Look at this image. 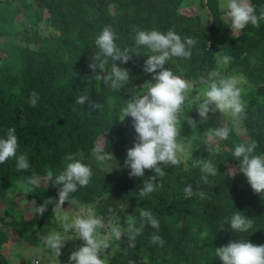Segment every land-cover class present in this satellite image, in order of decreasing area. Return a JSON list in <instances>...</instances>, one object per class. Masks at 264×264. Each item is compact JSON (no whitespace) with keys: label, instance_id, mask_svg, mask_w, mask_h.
Listing matches in <instances>:
<instances>
[{"label":"trees","instance_id":"trees-1","mask_svg":"<svg viewBox=\"0 0 264 264\" xmlns=\"http://www.w3.org/2000/svg\"><path fill=\"white\" fill-rule=\"evenodd\" d=\"M250 3L257 15L264 9V0ZM184 4L185 0H0V138H6L8 128H15L18 153L27 155L31 165L27 171H18L13 158L0 164V203L4 204L0 222L20 239L36 245L53 227L54 205L49 204L41 216L33 212L31 201L39 206L52 198L49 187H62L51 183L34 187L28 178L44 179L48 171L55 177L68 163L65 157L72 154L93 172L88 186L71 194L78 204H91L106 223L126 208V214L116 221L122 228L129 220L139 226L141 208L150 210L160 223L159 231L146 225L135 248L128 247L126 236L117 241L116 251L105 264H222L216 247L236 240L264 244V195L253 191L243 173L228 176L229 169L239 165L233 157L236 145L255 141L253 154L264 155V21L259 28L248 25L233 36L227 33V24L223 25L217 0H197L198 8L192 14L180 12ZM106 26L115 31V42L122 50L136 47L137 30L173 29L182 39L194 38L197 43L190 59L173 57L165 65L193 86L204 84L201 77L213 70L244 79L245 118L238 123L242 132L238 134L229 123V138L211 143L188 97L178 126L189 157L178 166L161 165L164 175L156 178V191L143 199L138 197L139 188L155 176L154 170L134 180L130 168L110 172L91 155L101 135L106 152L120 159L127 156L129 140L137 134L130 116L121 121V110L134 95V87L144 93L146 82H154L152 74L143 71L145 55L151 54L144 46L138 49L141 56L132 54L127 64L116 62L131 76L120 92L92 78L89 64L99 51L95 39ZM217 40L220 49L216 54ZM225 55L232 60L221 69L218 59L223 63ZM111 65L109 59L106 71ZM33 91L39 97L35 107L29 105ZM81 95H88L102 108L91 110L88 102L75 103ZM184 116L197 126L191 127ZM201 159L211 160L218 170L206 182L200 167H193V161ZM188 184L195 194L185 198ZM13 196L31 203L29 218L12 208ZM237 211L252 220L253 227L247 232L230 228ZM153 234L163 238L162 247L150 243ZM9 240L0 229V264H12L4 253ZM83 244L79 239L76 250Z\"/></svg>","mask_w":264,"mask_h":264},{"label":"clouds","instance_id":"clouds-1","mask_svg":"<svg viewBox=\"0 0 264 264\" xmlns=\"http://www.w3.org/2000/svg\"><path fill=\"white\" fill-rule=\"evenodd\" d=\"M222 7H226V15L230 18L233 36L241 33L248 25L259 28L261 21H264V9H261L257 15L256 8L250 0H227V4ZM211 19L210 14L209 20ZM117 39L111 26H106L95 39V45L99 51L91 58L92 62L89 67L95 81L103 82L105 87L120 92L130 81L131 76L128 69L118 67L116 62L127 64L132 54L141 56L138 51L141 46L146 47L151 53L145 55L147 59L144 62L143 71L152 74L154 82H146L148 87L144 93L136 91L134 87L132 89L134 95L121 110L123 114L121 121L130 116L137 134L136 142L133 147L127 149L124 161V166L131 169L129 176L131 178L143 177L145 169L155 172V176L144 180L143 186L139 188L138 197L143 199L156 191L158 187V183L155 182L156 178L164 175L161 165H180L181 160L178 153L185 152L184 143L178 141L180 136L179 114L193 85L192 82L174 75L172 70L165 68V65L173 57L190 59L191 49L197 41L192 37L182 39L173 29L167 32L137 30L136 47L131 49L122 50L115 42ZM109 59L112 65L110 71H106ZM231 60L232 57L228 55L222 57L224 64H228ZM201 81L207 85L205 98L195 104L201 123L207 122L209 113L216 111L230 115L236 123L243 121L246 104L241 98L243 90L238 86L239 81L236 78H225L219 71L213 70L206 77L202 76ZM38 100V95L33 91L29 105L35 107ZM85 102H88L91 110L100 109L103 106L91 101L88 95H81L75 101L79 105H84ZM184 120H187L191 127L197 126V122L190 117L184 116ZM15 131V128L10 127L7 129L6 138H0V164L13 158L18 171H27L31 165L27 155L18 153L19 143ZM231 131L232 129L224 124L221 127L207 130L210 141L227 140ZM256 147L255 141L235 146L233 157L239 161V165L237 168H230L228 176L234 177L238 172L243 173L253 191L264 195V155H254ZM208 151H210L209 148ZM91 155L98 163H107L111 171L118 167L117 164L110 163V161H115V157L112 152H106L102 144H97L92 149ZM65 160L68 163L58 175L54 177L53 172L48 171L44 178L48 184L62 185L58 190V200L48 198L39 206H36L35 201H31L35 205L32 209L35 214L42 216L49 204L54 205V214L59 212L66 201L71 202V194L80 187H87L91 182L93 172L89 165L82 163L72 154L67 155ZM193 167H200L202 173L205 174L202 177L205 182L208 175L215 176L218 173L217 166L211 160L193 161ZM27 182L34 187L40 186V180L35 175L30 176ZM194 194L192 185L188 184L184 188L185 198H190ZM199 195L201 198L205 196L203 192ZM139 217V226H136L135 221L129 220L126 228L122 230L119 226H111L110 222L106 223L102 216L97 215L93 208L88 207L83 209L71 224H65L66 232L74 230L68 239H65L59 232H55L41 237V240L45 247L58 258L68 240L80 239L84 241V244L70 254L68 264H105L102 256L112 246L113 240L120 241L126 236L128 247L135 248L137 237L143 234L146 225L159 231L160 223L150 210L141 208ZM63 219L66 221L68 217L65 216ZM252 227L251 218L242 215L240 211L234 213L230 219V228L233 232H247ZM101 230H105L104 236L100 235ZM150 243L162 247L165 241L161 236L153 234L150 237ZM215 255L222 261V264H264V244L255 245L249 240L229 241L225 246L216 247Z\"/></svg>","mask_w":264,"mask_h":264},{"label":"rangeland","instance_id":"rangeland-1","mask_svg":"<svg viewBox=\"0 0 264 264\" xmlns=\"http://www.w3.org/2000/svg\"><path fill=\"white\" fill-rule=\"evenodd\" d=\"M218 1V8L219 10L222 12L221 13V20L224 24H227V33L230 35L232 34V29H231V21L230 18L227 17L226 15V7H222V5H226L227 4V0H217ZM197 0H185V4L184 6L181 7L180 12L183 14H192L195 13L196 8L197 7ZM19 16L16 15L15 19L16 21L19 23ZM40 29H43V26H40ZM238 34V33H236ZM220 49V43L217 40L215 43V53L217 54L219 52ZM0 53L2 54V52L0 51ZM218 64L220 65V68L223 69L225 64H223L221 61H219L218 59ZM221 75L225 78L227 77H233L236 78L239 81V85L242 88V93L245 91L244 87H243V83H244V79L239 76V75H226V73L223 72V70L221 71ZM207 90V85L204 84H200L197 86H193L192 91H190V93H188V97L190 99V108L193 112V114L195 115V117L200 121V117L198 115V112L196 110V105L197 103L201 102L205 96L204 93ZM192 95V96H190ZM245 102V100H243ZM231 124L232 127L234 128V130L238 133H241V128L238 126V123L234 122L233 119L231 118L230 115L228 114H221L219 111H216L214 113L210 112L209 113V119L207 122L202 123L205 127V131H206V136L207 139L209 140V134L207 132L208 129L210 128H218L221 127L222 124H224L225 126L227 124ZM179 129V126H178ZM102 136L99 135L97 140L95 141V144H102ZM178 141L183 142L185 145V152L183 153H178V157L180 158L181 161L186 160L189 155L187 153V147H186V142L184 141V139L182 137H178ZM210 141V140H209ZM136 142V139H130L129 140V147H133L134 143ZM213 144H217V141H210ZM115 164L118 165L117 168H114L112 171L118 170L120 172H125L128 171V168H126L124 166V161L126 159V157H122L120 158H115ZM111 163V162H110ZM102 167H104L107 170L111 171L110 166L105 163L104 165H102ZM148 169H145V174L144 176L147 174ZM143 176V177H144ZM40 180V185H45L46 182L44 179L39 178ZM134 180H136V178H134ZM49 192L51 193L52 198L58 200V190L56 187H49ZM13 209H16L18 211H21L22 216H24L25 218H29L30 214H31V203L30 202H26L24 198L22 197H15L13 196L12 199V204H11ZM3 207L4 204L0 203V214H2L3 211ZM91 207V204H86V205H80L78 204L73 198L71 200V202L69 203L68 201H66L63 205H62V210H60L59 212L55 213L53 212V219H54V225L53 227H51L49 229L48 232L45 233L44 236H47L49 234L55 233V232H59L62 236L65 237V239H68L69 236H71L74 232V230H69V233L65 231V224H71L73 222V220L79 216L81 214V212L83 211V209ZM121 215H125L126 214V208L122 207L119 211L118 214H116L114 221H108L107 223L110 222L111 226L115 227V226H119L120 225L116 222L119 220V217ZM67 216L68 219L65 221L63 219V217ZM122 230L124 228L120 227ZM0 229L3 230L7 236L9 237V241L7 242L6 246H5V250L4 253L7 255L11 261L12 264H36V262H38V264H68V260H69V256L70 254L76 250V247L78 245L79 239H70L66 242L65 246L61 249V255L57 258L54 253H52L49 249H47L43 243V241L41 240L39 243H37L36 245H32L31 243H28L22 239H20L17 234L9 227H6L5 225H3L0 222ZM101 236L105 235V230H101L100 232ZM117 241L113 240L112 242V246L103 254L102 259H104V261L106 262L116 251L117 249Z\"/></svg>","mask_w":264,"mask_h":264}]
</instances>
